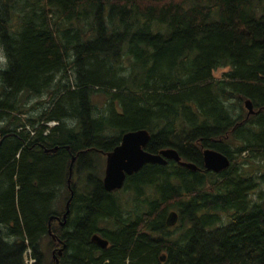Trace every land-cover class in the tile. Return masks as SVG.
Listing matches in <instances>:
<instances>
[{"label": "trees", "instance_id": "obj_1", "mask_svg": "<svg viewBox=\"0 0 264 264\" xmlns=\"http://www.w3.org/2000/svg\"><path fill=\"white\" fill-rule=\"evenodd\" d=\"M0 47V264H44L45 239L59 264H264V0H0ZM136 130L195 170L147 164L106 192Z\"/></svg>", "mask_w": 264, "mask_h": 264}, {"label": "water", "instance_id": "obj_2", "mask_svg": "<svg viewBox=\"0 0 264 264\" xmlns=\"http://www.w3.org/2000/svg\"><path fill=\"white\" fill-rule=\"evenodd\" d=\"M244 107L247 110V116L254 113L249 101L244 102ZM149 140L150 135L145 130L130 131L124 133L121 137L120 144L106 154L102 178V186L106 192L111 193L120 190L127 177L137 173L147 164L165 166L167 161L173 160L184 167L195 170L194 165L181 162L180 157L174 149L161 150L157 154H151L145 151L144 148ZM202 158L204 169L214 174L226 170L230 165V161L225 155L211 149H205L202 153ZM73 161L72 159V162ZM67 182V187L70 189L69 179ZM70 195L72 197V192H70ZM70 199L65 204V212L62 215V221L59 222L61 226L65 224L66 217L69 214L68 205ZM49 220H52V218ZM177 220V214L171 212L167 217L166 223L168 226H174ZM48 233L51 238L55 240V236L51 234L50 230H48ZM91 242L102 250L106 249L108 245V242L97 234L91 237ZM64 248L65 246L63 245L61 248L51 252L54 264H59L57 256L61 255ZM161 261H164L163 257Z\"/></svg>", "mask_w": 264, "mask_h": 264}, {"label": "rangeland", "instance_id": "obj_3", "mask_svg": "<svg viewBox=\"0 0 264 264\" xmlns=\"http://www.w3.org/2000/svg\"><path fill=\"white\" fill-rule=\"evenodd\" d=\"M4 63H5V57H4V53H3V51H2V49H1V47H0V68H2L3 66H4ZM227 71V69H225V68H219V69H217V70H215L214 72H213V77L214 78H216V79H221L223 76H224V73ZM43 98V97H42ZM42 98H34V97H31L30 98V103H36V102H39L38 100H40V99H42ZM20 101L22 102V103H25L26 102V95L25 96H23V97H21L20 98ZM91 101H92V104H98L99 106H102V102H103V98H102V96H99V95H92L91 96ZM242 107H243V110H244V106L242 105ZM236 111L238 112L239 111V108H236ZM245 111V110H244ZM51 125V124H50ZM104 158V157H103ZM103 158L101 157L100 158V161H99V163H100V166H102V162H103ZM105 163V162H104ZM104 165V164H103ZM247 171H252L253 169H252V167L251 168H247L246 169ZM262 189H264V187H262ZM252 199L253 200H256L257 199V195L256 194H254V195H252ZM47 246H48V240H43V242L41 243V251H42V253H43V257H44V264H50V263H52V257H51V252H50V250L48 251L47 250ZM28 253V252H27ZM24 263H26V264H30L31 263V261H30V259L28 258V256H27V254H25L24 255ZM53 264H54V262H53Z\"/></svg>", "mask_w": 264, "mask_h": 264}, {"label": "flooded vegetation", "instance_id": "obj_4", "mask_svg": "<svg viewBox=\"0 0 264 264\" xmlns=\"http://www.w3.org/2000/svg\"><path fill=\"white\" fill-rule=\"evenodd\" d=\"M5 57V56H4ZM6 65H7V61H6V58H5V63H4V66L2 68H0V73L1 72H4V70L6 69ZM2 82H1V75H0V92H1V88H2ZM26 116V115H24ZM1 141V140H0ZM57 221V220H56ZM58 222V221H57ZM57 243V242H56Z\"/></svg>", "mask_w": 264, "mask_h": 264}, {"label": "bare ground", "instance_id": "obj_5", "mask_svg": "<svg viewBox=\"0 0 264 264\" xmlns=\"http://www.w3.org/2000/svg\"><path fill=\"white\" fill-rule=\"evenodd\" d=\"M53 123H55V122H53ZM56 124V123H55ZM69 206V205H68ZM167 219V218H166ZM57 244V243H56ZM57 246H58V244H57ZM27 252H29V251H27ZM30 258V257H29Z\"/></svg>", "mask_w": 264, "mask_h": 264}, {"label": "built area", "instance_id": "obj_6", "mask_svg": "<svg viewBox=\"0 0 264 264\" xmlns=\"http://www.w3.org/2000/svg\"><path fill=\"white\" fill-rule=\"evenodd\" d=\"M55 123H51V125L50 126H53Z\"/></svg>", "mask_w": 264, "mask_h": 264}]
</instances>
